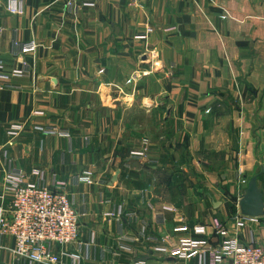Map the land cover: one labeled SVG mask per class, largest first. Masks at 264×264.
<instances>
[{"label": "crops", "instance_id": "1", "mask_svg": "<svg viewBox=\"0 0 264 264\" xmlns=\"http://www.w3.org/2000/svg\"><path fill=\"white\" fill-rule=\"evenodd\" d=\"M5 1L3 70L28 69L0 79L6 217L13 167L48 188L65 182L80 225L75 243L54 246L65 264H198L157 247L192 235L175 227L199 224L216 244L215 219L264 247V0H98L77 13L64 0H22L21 15ZM16 41L38 47L20 55ZM14 122L25 125L17 136ZM15 246L0 234V264H40Z\"/></svg>", "mask_w": 264, "mask_h": 264}, {"label": "built area", "instance_id": "2", "mask_svg": "<svg viewBox=\"0 0 264 264\" xmlns=\"http://www.w3.org/2000/svg\"><path fill=\"white\" fill-rule=\"evenodd\" d=\"M142 1V0H135ZM98 0H64L65 9L77 13L80 8L96 7ZM4 8L13 14L21 15L25 11L22 0H6ZM151 29H148L150 32ZM3 29L0 26V36ZM148 34V33H147ZM147 34L140 38H146ZM20 55L34 52L38 44L35 41L19 42ZM0 79L8 81L14 77L28 75L26 67L14 69L7 73L3 70L0 60ZM137 74L128 80L129 83L138 78ZM35 129L46 135H68L57 126L35 125ZM25 125L14 122L10 125L9 133L19 135ZM131 156L143 159L147 156L145 150H133ZM36 174L39 172L36 171ZM81 180L92 183L90 172L79 177ZM6 189L12 195L10 217L0 210V234H9L14 237L16 246L13 249L18 258H25L40 264H65L62 262L63 251L55 252L54 246H66L75 243L79 238V213L68 197L65 182H56L54 188H48L27 179V175L20 169L10 167L4 175ZM168 209V208H166ZM172 209V208H169ZM121 214V208L118 210ZM165 221L164 215L160 216ZM248 218L237 220V226L242 228ZM213 236L221 237L216 244L212 243L208 228L205 225H180L174 228L176 232H191L174 246H158L157 250L165 252L174 258H197L198 264H264V247L255 241L246 243L238 237L228 235L225 224L215 219ZM132 264H157L145 260H138Z\"/></svg>", "mask_w": 264, "mask_h": 264}]
</instances>
